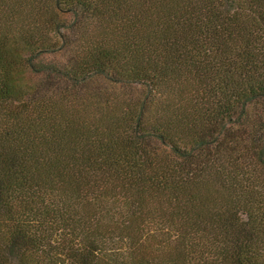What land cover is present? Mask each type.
Wrapping results in <instances>:
<instances>
[{
  "label": "trees",
  "instance_id": "trees-1",
  "mask_svg": "<svg viewBox=\"0 0 264 264\" xmlns=\"http://www.w3.org/2000/svg\"><path fill=\"white\" fill-rule=\"evenodd\" d=\"M0 264H264V0H0Z\"/></svg>",
  "mask_w": 264,
  "mask_h": 264
}]
</instances>
